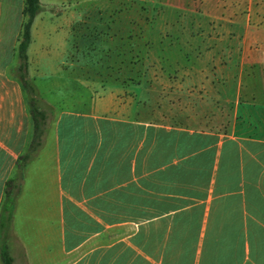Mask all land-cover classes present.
<instances>
[{
  "label": "crops",
  "instance_id": "0c3cea01",
  "mask_svg": "<svg viewBox=\"0 0 264 264\" xmlns=\"http://www.w3.org/2000/svg\"><path fill=\"white\" fill-rule=\"evenodd\" d=\"M40 2L28 73L48 117L30 150L32 116L9 72L25 0H0V244L13 264H264V51L248 46L264 0H200L235 30L223 66L173 65L182 85L83 83L86 100L76 42L89 2Z\"/></svg>",
  "mask_w": 264,
  "mask_h": 264
},
{
  "label": "rangeland",
  "instance_id": "374dc122",
  "mask_svg": "<svg viewBox=\"0 0 264 264\" xmlns=\"http://www.w3.org/2000/svg\"><path fill=\"white\" fill-rule=\"evenodd\" d=\"M88 2L87 9H79L83 22L79 24L76 42L79 98L84 100L88 95L81 90L86 87L83 83L140 80L142 77V80L158 79L167 84L170 80L182 85L186 74H174L173 65L223 66L226 58L217 56L221 50H228L226 42L230 33H235L229 19L213 21L202 15L200 0ZM263 29L264 26L260 27L259 41L250 34V50L264 51ZM200 36L205 40H192H199ZM137 67L148 68V71L154 68L152 71L157 74L135 73ZM76 109H82L80 103ZM47 111L51 120L54 119L53 113Z\"/></svg>",
  "mask_w": 264,
  "mask_h": 264
},
{
  "label": "trees",
  "instance_id": "16d2710c",
  "mask_svg": "<svg viewBox=\"0 0 264 264\" xmlns=\"http://www.w3.org/2000/svg\"><path fill=\"white\" fill-rule=\"evenodd\" d=\"M42 5L40 0H25L24 22L22 33L16 48L15 64L9 71L23 86L26 94L27 103L33 120L34 137L30 146V150L35 149L41 144L44 127L47 123V113L43 111L37 104L36 90L29 79V59L28 49L31 44V30L35 18L41 12ZM28 154L21 158L26 161ZM13 187L7 189V195L4 203V212L10 214L14 209ZM10 190V191H9ZM0 259L2 264H13L14 260L9 252L6 241L0 244Z\"/></svg>",
  "mask_w": 264,
  "mask_h": 264
}]
</instances>
